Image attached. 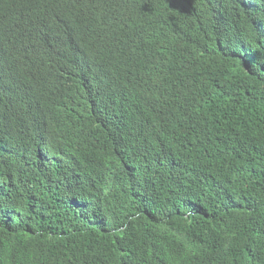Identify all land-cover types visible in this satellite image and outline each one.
<instances>
[{
    "label": "trees",
    "instance_id": "16d2710c",
    "mask_svg": "<svg viewBox=\"0 0 264 264\" xmlns=\"http://www.w3.org/2000/svg\"><path fill=\"white\" fill-rule=\"evenodd\" d=\"M163 2L94 11L116 42L102 96L72 68L41 97L55 0L29 26L0 0V264H264L261 8L222 23L233 0H166L175 33Z\"/></svg>",
    "mask_w": 264,
    "mask_h": 264
},
{
    "label": "clouds",
    "instance_id": "9594fccd",
    "mask_svg": "<svg viewBox=\"0 0 264 264\" xmlns=\"http://www.w3.org/2000/svg\"><path fill=\"white\" fill-rule=\"evenodd\" d=\"M44 0H21L20 9L13 16L29 26L34 22V5ZM166 0H164L165 2ZM164 2L155 11L157 21L161 27L171 32H178L169 18L164 22ZM133 7L132 0H55V11H51V23L47 33H43L34 42L33 52L38 48L44 50L45 63L36 72V91L39 96L54 94L67 86L71 79L72 68L79 69V84L97 93L100 97L103 91L91 82V78L107 81L114 71L116 58V42L112 31L97 23L96 10H129ZM251 8H261L255 28V41L264 47V0H233L232 5L220 12L222 23L235 21L240 15ZM211 9V8H210ZM88 35L80 49L81 33ZM16 39L18 53L23 41L19 35H11ZM27 75H24V82ZM27 104L34 103L33 97L25 93ZM97 102V101H96ZM94 103V102H93ZM110 125L99 127L98 131L106 130Z\"/></svg>",
    "mask_w": 264,
    "mask_h": 264
}]
</instances>
